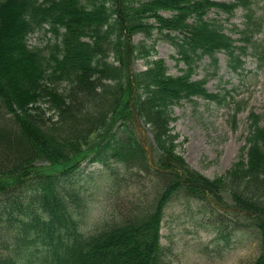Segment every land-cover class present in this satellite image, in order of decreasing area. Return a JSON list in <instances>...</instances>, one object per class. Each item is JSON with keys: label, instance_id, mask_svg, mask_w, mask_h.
<instances>
[{"label": "trees", "instance_id": "trees-1", "mask_svg": "<svg viewBox=\"0 0 264 264\" xmlns=\"http://www.w3.org/2000/svg\"><path fill=\"white\" fill-rule=\"evenodd\" d=\"M252 1L0 0V237L12 242L0 264H165L163 212L181 199L208 210L221 238L240 228L223 215L251 220L244 225L258 235L253 264H264V121L250 114L239 157L211 179L187 167L170 129L182 101L229 105L231 96L192 79L194 63L207 57L215 66L222 52L233 71L241 69L245 48L232 46L208 14L245 12L238 41L246 46L263 22H254ZM36 29L51 33L53 43L30 47ZM154 34L175 48L172 58L185 65L180 74H168L161 59L130 70L152 55L145 42ZM135 118L151 135L152 166ZM83 163L100 165L97 180L115 197L122 186L147 181L153 199L101 228L82 229L85 199L75 175Z\"/></svg>", "mask_w": 264, "mask_h": 264}, {"label": "rangeland", "instance_id": "rangeland-1", "mask_svg": "<svg viewBox=\"0 0 264 264\" xmlns=\"http://www.w3.org/2000/svg\"><path fill=\"white\" fill-rule=\"evenodd\" d=\"M251 10L254 22H263L259 32L248 35L247 47L238 41V31L245 25V12L237 9L225 14L213 9L208 14L229 35L232 46L245 48L240 51L243 54L241 69L233 71L222 52L216 53L215 66L207 57L194 63L196 70L192 79H205L208 93L220 94L227 99L231 96L229 105L193 98L172 108L170 129L177 137L176 143L184 163L209 179L223 176L236 162L246 145L250 114H256L262 123L264 121V64L259 67L264 53V1L253 0ZM165 15L168 13H163ZM140 39L134 37L133 42ZM28 43L30 47H44L53 43V36L44 30H35L28 36ZM145 43L151 48L152 55L148 60L133 61L130 65L133 72L144 70L148 61L158 59L164 61L168 74L173 76L185 68L183 63H177L172 58H178L176 50L162 35L154 34ZM236 53L239 54V51ZM236 109L239 111L233 117ZM136 134L140 135L148 151L152 144L149 134L144 129ZM99 173V165L83 164L75 175L85 199L79 219L81 228L86 231L101 228L107 221L114 220V216L118 218L120 214L129 213L131 205H141L153 199V188L147 181H140L139 184L130 182L127 188L122 186L118 191L121 193L115 197L116 193L97 180ZM210 215L206 209L198 210L193 201L181 199L167 204L159 231L165 264H253L259 255L258 235L244 225L251 220L231 213L223 215L221 218L227 225L237 221L240 228L228 234L227 238H221L224 233L219 229L220 224L212 223ZM11 245L12 242L0 237V254H5Z\"/></svg>", "mask_w": 264, "mask_h": 264}, {"label": "bare ground", "instance_id": "bare-ground-1", "mask_svg": "<svg viewBox=\"0 0 264 264\" xmlns=\"http://www.w3.org/2000/svg\"><path fill=\"white\" fill-rule=\"evenodd\" d=\"M135 211V210H134ZM131 212H133V211H131Z\"/></svg>", "mask_w": 264, "mask_h": 264}]
</instances>
